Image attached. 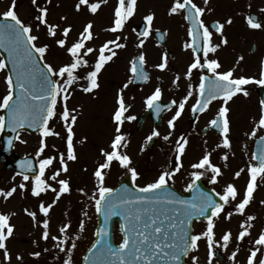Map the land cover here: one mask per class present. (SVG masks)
I'll list each match as a JSON object with an SVG mask.
<instances>
[{"label": "snow or ice", "instance_id": "snow-or-ice-1", "mask_svg": "<svg viewBox=\"0 0 264 264\" xmlns=\"http://www.w3.org/2000/svg\"><path fill=\"white\" fill-rule=\"evenodd\" d=\"M31 2L37 6L38 12L34 18L36 21L35 28L39 30L43 25L46 28L47 36L55 38L59 26L48 22V8L39 7L37 0H31ZM101 2H104V0H101ZM205 3H207V0H205ZM82 5L87 6L91 13H96L100 7L99 2L89 4V0H78V3L75 5L76 10L80 11ZM15 6L16 0H12L8 9L0 13V16L5 18V22L0 23V48L7 49L8 59L11 60L13 65L12 72L15 74V80L12 74L7 75L5 78L7 93L3 96L2 101H0V109L7 111V127L11 128L13 132L27 127L35 129L40 133L41 138L38 150L35 153L36 157H41V154L45 153L48 148L46 138L50 136L60 137V133L55 131L53 127H50V121L59 120L62 122L66 132V137H61L65 139L66 152H61L56 149L55 145H52L51 147L56 154L45 155L43 158H40L38 160V169H34L31 161L22 162L20 168L24 169V171L18 173L22 178L21 183L19 185L13 184L7 190L0 188V196L7 200L19 188L22 191H30L33 197L40 198L43 193L51 190L55 194L53 201L45 204L43 200H40L38 205L39 213L43 214L44 219L38 220L36 211L24 209L25 213L31 217L34 226H42L41 238L47 241L50 238V220L47 218L50 210L62 194L71 191L70 180L60 177L62 174L68 173V162L76 161L78 158L74 147V125L78 120V116L75 114L76 109H70L68 106V102L74 94L73 88L79 84L80 89L87 94H91L94 90L99 89V75L102 69L117 55L116 51L112 49H120L125 47V45L118 42L121 40V37L117 36L113 40L105 41L98 49L87 46L86 42H90L94 38L91 21L84 25L78 38L68 45L67 37L71 32V25H69L62 29V38L55 40L56 45L66 49L68 59L61 66L54 67L52 64L45 62V55L49 50V44H38L40 38L38 35L33 34V25L25 23L18 17ZM136 7L137 0H117L112 25L106 30L113 33L122 31L125 28L126 22L134 15ZM181 10H184L186 13L185 19L192 22V25L188 29V35L192 37V41L185 43L184 47L192 50L194 59L188 65L185 75L191 77L194 69L204 68L213 74L212 77L203 74L200 76L198 85L199 98L192 105V111L202 113L208 109L212 101L222 98L223 103L216 117L209 121V125L219 130L223 146L230 148V121L227 104L238 93L247 96L248 92L243 86L251 82L264 86V70L261 71L259 79L244 76L234 78L232 69L219 71L218 69L221 68L219 61L209 58V54L215 53L219 45L212 42L213 31L201 19L205 8L197 6L193 0H183V2L181 0H174L170 8V14H176ZM154 18L153 13H149L143 17L145 27L143 31L138 33L139 36L147 38L150 35ZM61 19H66V17H61ZM227 22L231 23V20L229 19ZM247 23L253 29H260L262 27L259 22H255V18L252 16L248 17ZM223 28L224 24L219 21L215 22L214 30L216 33L222 35ZM197 38H202L203 41L202 48L200 49L203 52V62H201V56L197 54L198 49L193 47L197 43ZM124 39L127 38L124 37ZM222 42L226 44L227 40L223 39ZM143 44L144 40L142 39L139 41L138 46H143ZM97 52L98 54L95 56L94 62L90 63L86 57L89 54ZM138 60L142 66L145 62L143 53L139 55ZM7 66L5 59H0V69H5ZM155 67L161 70L165 69L167 67L166 59L165 62L159 63ZM83 69L90 70L82 71ZM131 71L133 73L137 72V58H134L131 62ZM139 77L143 80L149 78L142 68ZM179 78V75H177L176 80H179ZM80 81H84V83L80 84ZM127 86V84L124 85L125 88ZM189 89L187 95L182 100L179 102L176 100L171 101V105H177V108L175 114L168 121L169 128H174V122L181 117L185 103L193 95L191 85H189ZM161 95L162 90L158 86L151 95L146 97L147 106L149 108L155 106L156 111L159 112L161 105L156 102L159 101ZM259 103L260 116L258 126L264 127V99H261ZM171 105H164L163 107L167 108ZM130 107V104L126 105L123 95L118 93L117 107L112 115V120L115 123L114 136L109 148H100L103 160L102 162H98L93 172L97 181V191L99 194V198H96L95 194L93 195L97 213L102 212L107 221L109 216L119 215L120 209H123L125 219L127 220V225L122 229L124 236L119 246L114 248L105 242L100 254L115 258L108 261V264H179L182 256H187L190 251L197 249L198 241L202 237H205L210 250L209 258L211 259V248L215 235L214 218H218L225 211V206L237 199L239 191L233 183H227L222 192L216 191L213 188L212 193H214L215 197L219 198L217 200L213 198L212 194L199 189L196 181L204 176L208 169L212 173L210 183H216L217 178L221 175V168L211 162L210 153L205 152L202 158L191 166L193 169H197V171L191 173L193 179L187 185L188 189H196L197 191V194L191 200L169 196L163 191L169 179L176 172H179L182 167L180 155H177L176 164L173 169L162 171L153 182L139 187L137 190L138 194L131 199L113 197L112 193L114 190L105 186L106 170L110 169L113 162H117L121 167L127 169L131 173L133 181L138 176L136 168L131 167L132 161L130 156L123 151V148L127 145L126 136L122 132V126L125 120L131 121L136 118L132 115H125ZM4 127L5 116L0 115V129ZM159 135L158 131L153 130L147 139L151 140L152 137ZM170 135L171 132L167 136H164V139L167 140ZM251 135H256V128H253ZM17 139H19V136H17ZM260 139L264 140V137ZM187 144L188 140L183 136L176 141L179 154L185 152ZM222 159L227 160V154ZM252 160L256 162L250 163L247 166L250 178L243 197L234 205L235 212L240 214L245 213L246 207L253 199V194L257 187V178L259 177L264 180V146H261L258 153L254 152L252 154ZM57 163L59 167H56ZM49 169H54L50 176L47 175ZM200 169L205 171H199ZM243 171L245 169L241 168L235 172V177H239ZM28 172H31V174H27ZM13 180H15V177H13ZM50 181L55 182L56 186L54 187ZM80 191L83 192V189H80ZM157 203L175 205L176 207L171 209V215L168 214V208L165 207L161 214L163 219L160 216H154V214L150 215L146 220L143 219L142 213L150 212L151 210L150 207H143V205L154 207ZM260 203L264 204V200ZM232 214V212H228L226 218H231ZM11 215H14V213L0 212V250H3L4 259L9 261L11 255L6 246V241L14 234L15 227L10 223ZM84 215L87 216V213L85 212ZM200 218L206 220V230L193 234L190 231V226L194 219ZM254 219V216L248 215L246 220L241 223L240 227L242 230L238 234V240H244L250 234L249 230L252 227L250 222ZM70 227V223H64L58 229L61 235L51 236V239L55 242L54 247L58 248L60 252L67 251V258L64 259L63 264H72L71 253L76 247L74 240L70 248L66 250L64 247L69 240L67 233ZM84 227V221L81 220L79 230L82 232ZM97 233L106 234L107 228L101 227L97 229ZM230 238V231L223 234L222 239L225 245H227ZM98 244H101L100 240L92 244L89 252H92V249H95ZM254 244L255 246H264V230L259 233ZM260 251L261 247H253L247 257V264H254V261H258V264H264V256H257V253ZM31 255L39 257L41 253L37 251L32 252ZM232 255L235 257L236 253L233 252ZM93 256L95 258L92 259L91 264H97L99 255L94 253ZM16 259L17 261H22L23 258L17 255ZM84 259L87 261L90 258L85 256ZM192 260L196 261L197 257L193 256Z\"/></svg>", "mask_w": 264, "mask_h": 264}, {"label": "flooded vegetation", "instance_id": "flooded-vegetation-1", "mask_svg": "<svg viewBox=\"0 0 264 264\" xmlns=\"http://www.w3.org/2000/svg\"><path fill=\"white\" fill-rule=\"evenodd\" d=\"M193 2L197 6L205 8L201 19L213 31L212 42L219 45L215 53L209 54L210 59H217L219 61L221 68L218 70L228 71L232 69L234 78L244 76L259 79L261 71L264 70V0H207V3H205V0H193ZM173 3L174 0H137L134 15L126 22L125 28L122 31L115 32L121 35V40L118 42L123 43L125 47L112 49L116 51L117 55L105 65L99 75V89H101L102 73L108 65H113L115 72L113 73V80L115 82L113 86H116V92L113 94H100L99 89H97L93 93L88 94L95 100L91 108V118L98 119L96 111L100 112V109H103L108 112L106 114L108 116L105 120L106 124H109V127L115 128L112 115L117 107V95L118 93L122 94L126 105H131L125 115L136 117L131 121L125 120L122 126V130L126 131V140L131 138L132 133L142 134L143 139H145L143 144L149 150L153 151L158 147L159 152H163L167 158H170L168 167L164 165L161 170L160 167L158 168L157 172L159 175L164 170L173 169L176 164V157L180 155L182 167L179 172H176L169 179L168 183L172 184L184 195L191 190L187 188V185L193 179L192 176L188 175L191 161L195 162L197 159H201L205 152L210 153V160L221 168V175L217 178L216 183H210L212 173L208 169L206 174L197 180L196 183L200 181L207 187L206 189L214 188L219 192L223 191L227 183H233L237 187L239 195L235 201L225 206V211L218 218H214L215 235L211 248V259L209 258L210 250L207 239L202 237L198 241V248L188 253L185 257V262L186 264H247V257L253 247H261V251L257 253V256H264V246H255L254 244L259 233L264 230V204L260 203L264 200V180L259 177L257 178V187L254 191L253 199L246 207L244 214L235 212L234 205L243 197L250 178L247 166L250 163L256 162L252 160V154L255 152L257 142L264 136V127L258 126L260 116L259 102L261 99H264V86L251 82L243 86L248 92L247 96L238 93L228 102V118L230 121L229 139L231 146L230 148H225L222 144L219 130L209 125V121L216 117L223 103L222 98L212 101L208 109L202 113L192 111V105L199 98L198 85L200 76L203 74L212 77L213 74L204 68L194 69L191 77L185 75L188 65L194 59L192 50L184 47L185 43L192 41V37L188 35V29L192 25V22L185 19L186 13L184 10L176 14H170V8ZM149 13H153L155 18L150 35L145 38L139 36L138 33L143 31L145 27L143 17ZM249 16L254 17L255 22H259L262 27L260 29L251 28L247 23ZM229 19L231 23L227 22ZM216 21L224 24L222 35L216 33L214 30ZM124 37L127 39H124ZM142 39L144 40L143 46H138L139 41ZM223 39L227 40L226 44L222 42ZM202 44V38H197V43L193 45V47L198 49L197 54L201 56V62H203V52L200 50ZM110 47L112 46L110 45ZM141 53L145 56V62L142 66L138 60ZM86 58L90 63L95 60L89 57ZM134 58H137L136 73L131 71V62ZM165 59L167 63L165 69L161 70L155 67L157 64L165 62ZM122 63L124 68L121 71L117 65H122ZM141 68L149 77L147 81L139 77ZM85 70L90 69H83L82 71ZM177 75L180 77L179 80H176ZM125 84L128 85L126 88L124 87ZM189 85L192 86L193 95L185 103L181 117L174 122V128H169L168 121L175 114L177 108V105H171V101L176 100L179 102L182 100L190 90ZM158 86L162 90V95L159 101L156 102L161 105L159 112L156 111L155 106L149 108L146 104V97L151 95ZM74 94L76 95V90ZM80 105L83 106V104ZM80 105L79 107L81 108ZM164 105L171 106L165 108L163 107ZM68 106H70V102H68ZM253 128H256L255 136L251 135ZM153 130L158 131L160 135L148 140L147 137L151 135ZM169 132H171L169 138L173 139V142H170L165 147L167 151L164 152L163 147L159 144L163 136H167ZM181 136L188 140L183 154L178 153L176 145V141ZM259 150L260 148H258V151L256 150V153ZM225 154L228 156L227 160L222 159ZM183 168L184 170H182ZM241 168L245 169V171L239 177H235V172ZM199 171L205 170L200 169ZM10 172L14 173L13 171ZM180 172L184 173L183 189L180 188V185L174 183V177ZM137 173L139 176L140 171L137 170ZM212 195L214 199L219 200L218 197H215L214 193ZM2 210L3 204L0 202V212H3ZM228 212L233 213L231 218H226ZM248 215L255 217L250 222L252 224L249 230L250 234L244 240H238V234L242 230L240 225L246 220ZM10 223L15 225L13 221H10ZM206 224L207 222L203 218L195 220L192 225V233L198 234L206 230ZM15 229L16 227H14L12 237L6 241L10 255H12L11 242L14 240ZM227 231L231 232V238L227 245H225L222 236ZM120 240L121 236L117 232L116 241L119 242ZM233 252L236 253L235 257L232 255ZM58 253H62L61 257L64 254V252ZM28 255H26V258L24 257L26 261H34L35 257L29 254V252ZM193 256L197 257L196 261L192 260ZM0 264H4L3 250H0ZM254 264H258V261H254Z\"/></svg>", "mask_w": 264, "mask_h": 264}, {"label": "rangeland", "instance_id": "rangeland-1", "mask_svg": "<svg viewBox=\"0 0 264 264\" xmlns=\"http://www.w3.org/2000/svg\"><path fill=\"white\" fill-rule=\"evenodd\" d=\"M89 1V4L94 2L100 3V7L96 13H91L88 7L84 5H82L80 11H77L75 5L78 3V0H50V3L49 0H37V5L39 7L48 8V22L59 26L57 36L53 38L47 36L45 26L42 25L39 30L35 28L36 21L34 18L38 14L37 6L33 5L31 0H16L15 10L18 17L25 23L33 25V34L38 35L40 38L38 44H49V50L45 55V62L52 64L54 67H59L67 61L68 56L66 49L56 45L55 40L62 38V29L69 25H71V32L67 37L68 45L78 38L84 25L89 21L93 24L92 31L94 38L92 41L86 42L87 46L98 49L105 41L113 40L117 36L121 37L118 33L106 30L112 25L116 0H104V2H101V0ZM11 3L12 0H0V13L6 11ZM61 17H66V19H61ZM97 54L98 52L89 54L88 57L90 59H95ZM117 67H120L119 70L122 71L124 65L123 63L122 65L118 64ZM113 73H115L114 66L110 64L102 73V87L99 89L100 94H113L116 92V86H113L115 83L113 80ZM7 75L6 68L0 69V101H2L3 96L7 93L5 79ZM83 83L84 81H80V84ZM75 90L76 95L73 94L69 100V108L76 109L75 114L78 116V120L74 125V147L78 158L76 161L68 162V173L62 174L60 177L70 180L71 191L62 194L50 210L49 216L47 217L50 220V238L47 241L41 238V233L43 231L42 226H34L31 217L25 213L24 209L27 208L30 211H36L38 220L44 219L45 217L43 214L39 213L38 205L40 200H43L45 204L51 203L55 198V194L52 191H47L43 193L40 198H36L27 193L28 191H22L18 188L16 193L7 200L1 196L0 202L3 204L2 213H14V215H11L10 221H13L16 227L14 240L11 242V259L10 261L4 259V264H63L64 259L67 258V251L64 252L65 256L63 254L61 257L62 253H58L60 252L59 249L54 247L55 242L51 239V236H60L61 234L58 229L64 223H70L71 225L67 233L69 240L64 246L65 249L67 250L71 247L73 240L76 243V247L71 253L72 264L80 263L79 258H81L82 252L94 237L93 233L95 231L97 219L93 195L95 194V196H97L98 185L93 172L98 162H102L103 160L100 148L110 147L115 128L109 127V124H106L105 120L108 118L106 115L108 112L103 109H100V112L96 111L98 119L91 118V108L95 100L92 99L90 95L81 93L83 91H81L79 84L74 86L73 93ZM80 104H83V106ZM0 115H3L2 109H0ZM50 127H53L55 131L59 132L60 137L50 136L46 138L48 148L45 153L41 154V157H37V159L49 155V152H51V154H56L51 147L52 145H55L56 149L59 151L66 152L65 139L61 138L66 137L62 122L53 120L51 121ZM122 132L126 134L124 129ZM40 138V134L22 133L19 140L16 142L15 153L18 155L35 154L38 150ZM144 140L142 134L138 135L132 133L131 138L126 140L127 146L123 148V151L131 158V167L140 171L138 178L135 180L138 185H145L146 183L153 182L159 176L157 172L159 170L158 168L160 167L161 170L164 165L168 167V162H170V158H167L163 152H159L158 147L153 151L149 150L147 146L143 144ZM170 142H173V139L168 138L165 140L163 136L159 145L163 147L164 152L167 151L165 147H167ZM145 152L146 156L144 157ZM199 160L200 159H197L195 162L191 161L188 169L189 176H191L193 171H197V169H193L191 166ZM56 167H59L58 163ZM53 170L54 169H49L47 175L50 176ZM182 170H184V168ZM106 172V187L114 186L124 175L130 173L117 162H113L110 169L106 170ZM13 177H15V180H13ZM174 180V183H177L180 185V188H182L184 173L180 172L176 174ZM21 181L22 178L15 173L4 170L0 163V188L7 190L13 186V184L19 185ZM51 183H53L54 187L56 186L55 182ZM80 189H83V192H81ZM85 212L87 216L84 215ZM81 220H83L85 224L82 232L79 230V223ZM45 249H47V251H45ZM37 251L41 253L39 257H35L34 261H26V255L29 256L28 252L31 254ZM17 255L23 258L22 261H17ZM59 257L63 258V260Z\"/></svg>", "mask_w": 264, "mask_h": 264}, {"label": "water", "instance_id": "water-1", "mask_svg": "<svg viewBox=\"0 0 264 264\" xmlns=\"http://www.w3.org/2000/svg\"><path fill=\"white\" fill-rule=\"evenodd\" d=\"M4 22H5V18L2 17L0 19V23H4ZM0 54L3 56V59H5L6 64L8 65L7 68H8L9 74H12L13 79L15 80V74L12 72L13 65H12L11 60L8 59L7 49L6 48H0ZM41 63H43V62H41ZM7 120H8V116H7V111L5 110V127L3 129V136H2V140H1V143L3 144V148L0 151V158L6 164V167L8 169L13 168V169H16L18 172H21V171H24V169L20 168V164L22 162H25V161H31L33 166H34V163H33L34 159L32 157H24V158L14 157L13 161L10 160V155L13 153V150H14L15 141L17 139L19 132L22 130H18L17 132H13L11 128L7 127ZM23 130H27V131H31V132L37 131L35 129H31V128H27V127H25ZM28 173H30V172H28ZM126 181L128 182L129 180H126ZM137 194H138V191L135 189V191L133 193V197ZM112 196L117 197V198L127 199L128 192L126 191L125 183L121 184L118 188H116L113 191ZM99 216H100L99 228L106 227L107 233L106 234H98L97 240H100L101 244H98L95 249H92V252H89V250H88L86 256H88L90 259L87 261L85 260V264L91 263L92 259L95 258L93 256L94 253L99 255V260L97 261V264H108V261L114 260L113 257H108V256L100 254L101 250H102L105 242H107V244L111 245L114 248L116 247L114 245V241H113L112 227H113L114 221L117 218H119L122 222V229L126 226V221H125L126 219H125L123 209H120L119 215L109 216L107 218V221L105 220V216L102 212L99 214Z\"/></svg>", "mask_w": 264, "mask_h": 264}]
</instances>
